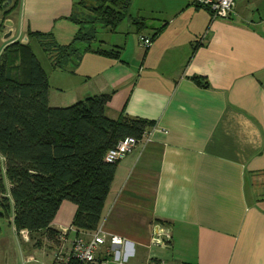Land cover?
I'll list each match as a JSON object with an SVG mask.
<instances>
[{
    "label": "crops",
    "instance_id": "1",
    "mask_svg": "<svg viewBox=\"0 0 264 264\" xmlns=\"http://www.w3.org/2000/svg\"><path fill=\"white\" fill-rule=\"evenodd\" d=\"M12 1L3 47L28 42L29 31L67 45L78 30L69 17L88 12L79 0ZM240 1L224 19L195 0H132L131 18L146 24L140 34L128 18L114 32L94 26L110 35L96 44L118 56L85 52L63 70L80 68L82 82L65 103L49 89V105L109 95L108 118L154 124L117 162L98 229L69 231L67 240L116 236L127 264H264V14L262 0ZM140 36L153 37L149 48ZM75 212L63 202L51 227L69 229ZM159 227L169 231L166 246L155 239Z\"/></svg>",
    "mask_w": 264,
    "mask_h": 264
},
{
    "label": "trees",
    "instance_id": "2",
    "mask_svg": "<svg viewBox=\"0 0 264 264\" xmlns=\"http://www.w3.org/2000/svg\"><path fill=\"white\" fill-rule=\"evenodd\" d=\"M131 3L79 0L76 7L88 12L69 17L78 27L69 44H58L52 33L29 31L28 42L12 41L3 47L0 219L16 232L25 230L30 237L42 233L48 242L57 243L60 232L51 225L63 202L76 206L71 227L77 234L95 232L117 164L106 162L105 154L128 137L141 141L153 126V121L141 118H108L105 108L109 95L88 97L67 107H51L47 76L30 46L31 40H37L52 67L66 71H72L85 52L115 58V49H102L101 42L93 46L97 42L94 26L114 32L128 18L135 33L140 34L146 24L144 18H131ZM153 37L148 39L152 41ZM81 45L82 50L78 48ZM194 80L199 82V78ZM70 264L82 263L72 260Z\"/></svg>",
    "mask_w": 264,
    "mask_h": 264
},
{
    "label": "built area",
    "instance_id": "3",
    "mask_svg": "<svg viewBox=\"0 0 264 264\" xmlns=\"http://www.w3.org/2000/svg\"><path fill=\"white\" fill-rule=\"evenodd\" d=\"M235 2L236 0H195L196 5L206 9L213 18L224 19L233 13ZM140 42L144 48H149L151 45V40L148 38H140ZM139 142L132 137L119 141L114 148L105 154V161L108 163L118 162L127 153L132 151ZM72 230V227H70L60 232V244L53 253L51 264H70L72 260L79 261L82 264H127V257H121L119 251L114 249L115 246H125V242L122 239L116 236L106 239L103 234L96 232L90 240H85L81 236H75L69 241L66 235ZM156 230L155 239L161 245L166 246L170 241L169 231L163 227H159ZM22 233L28 235V232L25 230L20 231V235ZM102 249L104 253H102ZM146 264L165 263L151 261Z\"/></svg>",
    "mask_w": 264,
    "mask_h": 264
},
{
    "label": "rangeland",
    "instance_id": "4",
    "mask_svg": "<svg viewBox=\"0 0 264 264\" xmlns=\"http://www.w3.org/2000/svg\"><path fill=\"white\" fill-rule=\"evenodd\" d=\"M243 1L252 0H241L240 3H243ZM15 2H17V0H15ZM1 3L2 1L0 0V39L3 36V31L7 27L4 22L9 20L5 19V21H3L2 15L8 7L12 5L13 1L11 0V3L8 4L5 9H3ZM260 12L264 14V0H262ZM13 15V13H9L6 17ZM140 15L144 16L143 13ZM108 36L110 35L105 31L99 30L97 38L102 41H107L109 39ZM97 45L96 43L93 44L95 47H97ZM30 46L47 76L49 88L54 98L63 102L66 101V99L74 93L75 87L79 86L83 80L81 77L83 74L81 69L77 68L74 73H66L63 70L54 69L49 57L43 51L42 46L37 40H31ZM101 47L106 48L107 46L105 47L104 44H101ZM1 51H3L2 41H0V53ZM40 241V236L33 235L30 237L24 233L20 235V232H16L13 227H10L5 219H0V264H47L49 257L46 255V251L49 252L48 249H51L53 257V253L57 250L60 242L52 244L46 241V245L44 244L42 246ZM35 246H42V248H36ZM28 255L32 257L31 260H29V258L26 259Z\"/></svg>",
    "mask_w": 264,
    "mask_h": 264
},
{
    "label": "water",
    "instance_id": "5",
    "mask_svg": "<svg viewBox=\"0 0 264 264\" xmlns=\"http://www.w3.org/2000/svg\"><path fill=\"white\" fill-rule=\"evenodd\" d=\"M10 3H11V0H5V3H2V7H3V9H5V8L7 7V5L10 4ZM4 23H5V26H7V27H12V26H13V22H11V21H9V20L5 21ZM10 35H11V32L8 31V32L6 33V35H5L4 38H5V39H8V38L10 37ZM25 41H27V38H26ZM25 41H24V42H25Z\"/></svg>",
    "mask_w": 264,
    "mask_h": 264
},
{
    "label": "flooded vegetation",
    "instance_id": "6",
    "mask_svg": "<svg viewBox=\"0 0 264 264\" xmlns=\"http://www.w3.org/2000/svg\"><path fill=\"white\" fill-rule=\"evenodd\" d=\"M2 3H5V0L4 1H2ZM1 3V4H2ZM11 6V5H10ZM9 6V7H10ZM9 7H8V9L3 13V15H2V19H3V21H5V19H6V16H4V14L6 13V12H10V9H9ZM4 16V17H3Z\"/></svg>",
    "mask_w": 264,
    "mask_h": 264
}]
</instances>
